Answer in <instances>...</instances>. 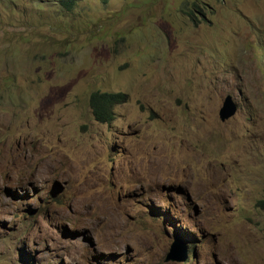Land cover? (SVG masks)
Masks as SVG:
<instances>
[{
	"label": "rangeland",
	"instance_id": "obj_1",
	"mask_svg": "<svg viewBox=\"0 0 264 264\" xmlns=\"http://www.w3.org/2000/svg\"><path fill=\"white\" fill-rule=\"evenodd\" d=\"M262 198L264 0H0V264H264Z\"/></svg>",
	"mask_w": 264,
	"mask_h": 264
},
{
	"label": "trees",
	"instance_id": "obj_2",
	"mask_svg": "<svg viewBox=\"0 0 264 264\" xmlns=\"http://www.w3.org/2000/svg\"><path fill=\"white\" fill-rule=\"evenodd\" d=\"M76 0H61V3L71 9ZM128 95L120 91L93 90L89 94V107L94 119L101 123H109L114 118V107L127 101ZM257 206L264 209V198L257 201Z\"/></svg>",
	"mask_w": 264,
	"mask_h": 264
},
{
	"label": "water",
	"instance_id": "obj_3",
	"mask_svg": "<svg viewBox=\"0 0 264 264\" xmlns=\"http://www.w3.org/2000/svg\"><path fill=\"white\" fill-rule=\"evenodd\" d=\"M237 111V105L232 97L231 94H227L221 103V106L218 110V116L221 120H225L227 118H229L230 116L234 115L235 112ZM175 243L176 242H172L171 246H170V250L167 253L166 257H165V261H182L186 259V253H184L183 255H177L175 253Z\"/></svg>",
	"mask_w": 264,
	"mask_h": 264
}]
</instances>
